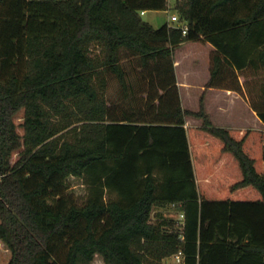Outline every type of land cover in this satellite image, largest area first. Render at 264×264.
<instances>
[{
  "label": "trees",
  "instance_id": "16d2710c",
  "mask_svg": "<svg viewBox=\"0 0 264 264\" xmlns=\"http://www.w3.org/2000/svg\"><path fill=\"white\" fill-rule=\"evenodd\" d=\"M170 5L186 34L142 18ZM186 41L214 45L207 88L240 93L264 123V0H0L7 264H92L96 254L163 264L178 253L182 264H264V131L215 126L204 94L198 111L183 107L174 51ZM71 177L87 187L81 203L68 196ZM169 204L183 221H153Z\"/></svg>",
  "mask_w": 264,
  "mask_h": 264
},
{
  "label": "crops",
  "instance_id": "0c3cea01",
  "mask_svg": "<svg viewBox=\"0 0 264 264\" xmlns=\"http://www.w3.org/2000/svg\"><path fill=\"white\" fill-rule=\"evenodd\" d=\"M214 49V45L208 41H186L175 49L174 65L183 107L185 106L184 98L194 94L199 97L200 108V98L204 94L206 111L215 126L264 131V123L240 93L229 89L207 88V83L211 77L210 55ZM186 64L188 67H185ZM184 90L188 92L185 97ZM195 120L197 121L195 126H200L201 120ZM222 191L226 193L228 188L224 187ZM0 245L6 244L0 241Z\"/></svg>",
  "mask_w": 264,
  "mask_h": 264
},
{
  "label": "rangeland",
  "instance_id": "374dc122",
  "mask_svg": "<svg viewBox=\"0 0 264 264\" xmlns=\"http://www.w3.org/2000/svg\"><path fill=\"white\" fill-rule=\"evenodd\" d=\"M173 5H170L167 10H151L146 11L142 14V18L148 22H150L154 27H160L164 25L165 23L173 24L171 20L172 14H174V9L172 7ZM137 63L136 59L131 58L130 59H124L123 64L124 67L127 70H131V64L135 65ZM185 67H188L187 64ZM182 73V72H181ZM108 79H109V85L107 88V98L108 100L113 104H121L122 95L120 94V85L117 80V78L112 75L111 73H108ZM188 94L186 90H184V97ZM118 104V105H119ZM184 107L190 108L192 110H198L199 109V97L196 95H192L190 97L184 98ZM25 117V110L21 109L15 116L14 120L17 125V130L20 135H23L25 130L23 126ZM188 126L189 125H195L196 120L192 117H188ZM201 122V121H200ZM21 149L15 151L12 156V162L14 163L19 158V153ZM68 196L75 202L81 203L85 200V197L87 195V187L83 183V180L81 178H75L71 177L69 180V188L67 190ZM167 217L172 218L176 222H182L184 219L183 213L181 210L172 205L169 204L165 207L156 206L153 211L152 220L156 221L160 217ZM11 258V251L7 247V245H0V264H7ZM92 264H106L104 262L103 257L100 254H96L95 258L92 262ZM163 264H182V261H178L175 256H171L169 258H166L163 261Z\"/></svg>",
  "mask_w": 264,
  "mask_h": 264
},
{
  "label": "built area",
  "instance_id": "2783aa9c",
  "mask_svg": "<svg viewBox=\"0 0 264 264\" xmlns=\"http://www.w3.org/2000/svg\"><path fill=\"white\" fill-rule=\"evenodd\" d=\"M170 4L175 3L177 0H168ZM144 12H142L143 14ZM171 20L173 24H177L178 26H180V28L182 29L183 33L186 34L187 33V29H188V24L187 22L181 20L179 14L177 12H175L174 14H172L171 16ZM176 259L178 261H182V254L178 253L175 255Z\"/></svg>",
  "mask_w": 264,
  "mask_h": 264
}]
</instances>
